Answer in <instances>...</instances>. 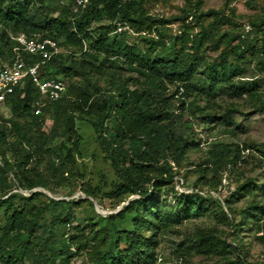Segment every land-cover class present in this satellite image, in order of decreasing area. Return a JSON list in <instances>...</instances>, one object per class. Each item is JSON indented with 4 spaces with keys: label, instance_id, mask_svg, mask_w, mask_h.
<instances>
[{
    "label": "trees",
    "instance_id": "16d2710c",
    "mask_svg": "<svg viewBox=\"0 0 264 264\" xmlns=\"http://www.w3.org/2000/svg\"><path fill=\"white\" fill-rule=\"evenodd\" d=\"M35 1L39 6L31 10L30 0H0V69L15 58L14 38L21 33L38 34L71 52L45 62L24 54L27 63L39 64L41 79L59 77L65 92L58 101L48 102L26 79L6 98L11 117L0 115V264H76L82 254L88 264H157L161 231L215 211L233 230V239L228 243L215 232L198 230L187 238L195 254L214 259L210 264H248L241 234L245 227L261 232L258 239L264 243V201L257 200L264 198V145L255 147L256 159L253 152L244 155L238 144H212L191 191L179 193L174 167L194 144L175 132V125L185 113L211 123L215 115L210 114V98L221 88L248 100L255 110L264 109L257 82L241 79L248 68L264 73V7L250 21L248 32L228 35L220 29L230 21L221 11L204 12L203 0H192L170 18L150 15L151 0H89L76 13L75 0H56V9L47 8L46 0ZM175 23L181 31L168 35L167 27ZM121 27L144 33L139 40L145 48L128 43L127 32H117ZM223 43L220 54L206 62L203 50ZM121 71L135 73L131 82L139 88H131L130 78L124 79ZM170 86L175 92L165 97ZM174 96L179 113L169 114L166 109ZM39 101L42 112L36 115ZM219 119L224 121L220 125L231 123L228 115ZM78 122L91 129L114 179L97 172L95 186L84 184L92 173L82 159ZM254 161L261 167V181H240L242 168ZM221 172L237 182L232 201L201 194L206 183L216 192ZM69 181L79 184L88 197L81 202L89 203L92 213V201L99 195L116 201L120 210L106 215L101 225L90 222L86 235L88 226L73 225L70 208L75 201H57L34 191L67 187ZM168 196L176 200L174 210L165 204ZM246 197L247 206L237 211L233 201ZM181 264L196 263L183 258Z\"/></svg>",
    "mask_w": 264,
    "mask_h": 264
},
{
    "label": "rangeland",
    "instance_id": "374dc122",
    "mask_svg": "<svg viewBox=\"0 0 264 264\" xmlns=\"http://www.w3.org/2000/svg\"><path fill=\"white\" fill-rule=\"evenodd\" d=\"M192 0H151L147 6V10L150 15L159 18H170L180 13V10L186 5L188 6ZM59 2L54 0H46L44 5L49 9H56ZM38 4L35 0H30L29 9L35 10L38 8ZM264 7V0H203L202 10L205 12L209 9L221 11L230 21L227 25L221 27L220 32L228 35H235L238 33L245 34L250 28V21L255 20L258 15L261 14V9ZM56 16V14H54ZM167 34H178L179 25L177 23L167 27ZM121 32H127L126 41L128 43H136L139 48H145V45L139 40L143 34H136L129 30L127 27H121ZM198 30H195L197 32ZM119 32V29H117ZM154 37V34L151 35ZM57 46V45H56ZM225 43L216 46H208L203 50L202 56L206 62H212L222 51ZM71 50L65 48H56V54H70ZM72 60H78V56L71 57ZM203 67L201 66V69ZM124 79H129V86L131 88H139L138 85L134 84L132 79L136 78L135 73L128 71H121ZM52 79L59 77L52 76ZM243 81H255L259 86V91L264 99V73L258 72L257 70L246 69L243 73ZM99 84L102 86L104 83L99 80ZM175 87H168L165 97L173 95ZM232 92L227 88H221L214 92L211 96V102L209 108H211L210 114H214L215 118L213 121L207 122L206 119L191 117L187 113L184 114V118L181 122H177L175 125V132L188 138L194 145L190 146L184 160L179 167H174L175 171H179V176L175 178L176 190L179 193L191 191V187L200 169H204L207 165L204 163L208 159L207 150L214 143L223 144H238L241 149L244 150V155H248L253 152L256 159H259V155L255 153V147L264 145V109L255 110L252 103L245 99L237 98L231 94ZM171 104L166 112L169 114L179 113V103L177 99L172 97L170 99ZM204 101H198L200 108L205 107ZM228 115L230 119V127L220 125L224 121L219 119L221 115ZM48 126L50 122L47 123ZM224 124V123H223ZM79 133L83 138L82 154L83 162H86L88 169L87 172L92 173L90 176H86L85 183L87 186H95L97 184L96 175L97 172H105L108 180L114 179L113 173L109 170L107 164L103 163V155L99 151V147L95 142L94 136L92 135L91 129L85 123L78 122ZM234 134L230 132L234 129ZM57 142H60L58 140ZM196 145V146H195ZM93 156V157H92ZM264 162L261 163V165ZM171 166H174L171 163ZM46 164L40 167V170H44ZM261 167L257 162L249 164L247 167L242 168V176L240 181H244V178H257L261 181L262 176ZM185 177L182 181L180 178ZM206 179L211 178L209 171L205 173ZM216 192L210 188V183H206L201 187V194L211 195L219 200L232 201L233 194L236 188V181L226 174L221 172L216 177ZM85 186V185H84ZM86 187V186H85ZM9 189H13L10 183ZM8 189V190H9ZM44 194L57 201H75L73 207L70 208L71 215L74 217L73 225L77 226H88L86 229V235L92 229L90 222H100L102 224L104 217L110 212L116 211L121 206H118L116 201L108 200L103 196H98L97 199L93 200L96 213H92L89 208V203L86 201L81 202L86 197L80 190L79 184L74 181H69L67 187H52V190L40 189ZM70 193V194H69ZM20 194L28 197L27 192L20 191ZM165 204L169 209H175L176 200L172 196L165 197ZM264 198H259L257 200ZM246 198L238 199L233 201V207L237 211L247 206ZM41 203L47 204L48 201L44 198L40 199ZM264 204V202H263ZM36 204V206H39ZM225 210V206H223ZM213 213H207L199 218H192L190 220L183 221L179 225H175L165 231H161L158 234V243L155 247L157 254V264H181L183 258H188L190 261L196 264L213 263L214 259L197 256L195 254L194 244L190 243V239L198 230L212 231L215 234L230 243L233 239V230L226 226L220 219V214L215 211ZM3 220L0 218V229L3 225ZM242 244L243 250L246 252V260L248 264H264V243L259 241L258 237L262 236L261 232L250 230L249 226L245 227L243 233ZM178 252V253H176ZM88 258L85 254L75 258L76 264H88Z\"/></svg>",
    "mask_w": 264,
    "mask_h": 264
},
{
    "label": "built area",
    "instance_id": "2783aa9c",
    "mask_svg": "<svg viewBox=\"0 0 264 264\" xmlns=\"http://www.w3.org/2000/svg\"><path fill=\"white\" fill-rule=\"evenodd\" d=\"M88 4L89 0H75L73 12L76 13L85 9ZM14 40L17 42V46L13 49L15 58L11 63L0 69V115L5 119L11 117L6 98L13 94L15 88L26 79H29L35 85L41 99L48 102L58 101L65 92L63 82L57 79H41L39 64H29L23 56L25 54L40 57L44 62L49 61L56 54V44L48 39L41 38L38 34L26 35L21 33ZM42 107V101L35 103L36 115L41 114Z\"/></svg>",
    "mask_w": 264,
    "mask_h": 264
},
{
    "label": "water",
    "instance_id": "95a60500",
    "mask_svg": "<svg viewBox=\"0 0 264 264\" xmlns=\"http://www.w3.org/2000/svg\"><path fill=\"white\" fill-rule=\"evenodd\" d=\"M34 191H41L40 189H37V190H34ZM23 192V191H22ZM121 208V207H120ZM120 208H118L116 211H113V212H110V213H117L119 210H120ZM95 209H97L96 208V206H95Z\"/></svg>",
    "mask_w": 264,
    "mask_h": 264
}]
</instances>
